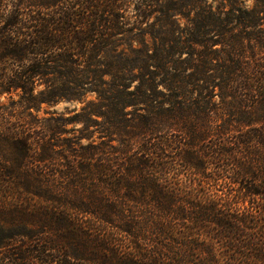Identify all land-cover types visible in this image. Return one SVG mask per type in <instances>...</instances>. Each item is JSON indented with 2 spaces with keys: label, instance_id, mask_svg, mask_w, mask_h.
Listing matches in <instances>:
<instances>
[{
  "label": "trees",
  "instance_id": "obj_1",
  "mask_svg": "<svg viewBox=\"0 0 264 264\" xmlns=\"http://www.w3.org/2000/svg\"><path fill=\"white\" fill-rule=\"evenodd\" d=\"M15 2L0 264H264V0ZM87 94L78 137L31 116Z\"/></svg>",
  "mask_w": 264,
  "mask_h": 264
},
{
  "label": "rangeland",
  "instance_id": "obj_2",
  "mask_svg": "<svg viewBox=\"0 0 264 264\" xmlns=\"http://www.w3.org/2000/svg\"><path fill=\"white\" fill-rule=\"evenodd\" d=\"M18 1V0H16ZM31 1V0H29ZM37 1H41V0H37ZM61 1V2H59ZM245 5L246 7H248L249 9L253 7L254 5V0H245ZM7 3H9V7H6V9L10 12L14 11V4L13 3H17L15 2V0H7ZM11 3V4H10ZM56 6L53 9H47L43 10L41 8H39L40 10H42V13L45 14H54L57 12V16L59 15L58 13H62L63 8L66 9V0H56ZM45 90L43 85H36L35 87V92L36 94L39 93L40 91ZM22 97V93L21 92H12L11 94H6V95H2L0 96V107H6L8 110L10 109H15L16 113L18 117L21 118H26L27 115L29 114H22L23 110L20 108V99ZM96 100V96L94 94H87L80 102H60L54 105H43L41 106L40 110L38 112L36 111H31L32 112V118L33 119H37V120H41L44 118H51L52 119H56V120H65L67 121L65 125H60L59 127L62 129H65L68 133L64 134L62 136L63 139H65L66 137L69 138H73V137H78L80 136V131L83 130L84 128V124L85 119L80 118L78 116V114L82 117V108L89 102V101H95ZM81 121V122H79ZM84 123V124H82ZM93 130V128L91 129V131ZM97 137V134H94L93 139H95ZM87 140L83 139L82 140V144H87ZM59 151V149H57ZM58 170H61V168H58ZM195 188H197V190H200L199 186H196ZM209 191H207L208 193H210L211 195H219L221 194V192L218 191V188L216 187H208ZM219 190H222V188H220ZM14 248L16 249V247H18L17 245H13ZM19 249V247H18ZM9 249H3L2 254H5L8 252ZM2 255L0 254V257Z\"/></svg>",
  "mask_w": 264,
  "mask_h": 264
}]
</instances>
